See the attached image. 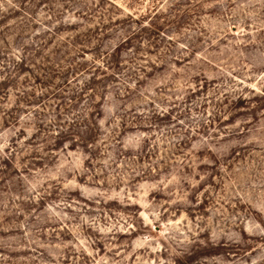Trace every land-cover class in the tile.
<instances>
[{
	"label": "rangeland",
	"instance_id": "rangeland-1",
	"mask_svg": "<svg viewBox=\"0 0 264 264\" xmlns=\"http://www.w3.org/2000/svg\"><path fill=\"white\" fill-rule=\"evenodd\" d=\"M0 264H264V0H0Z\"/></svg>",
	"mask_w": 264,
	"mask_h": 264
},
{
	"label": "trees",
	"instance_id": "trees-1",
	"mask_svg": "<svg viewBox=\"0 0 264 264\" xmlns=\"http://www.w3.org/2000/svg\"><path fill=\"white\" fill-rule=\"evenodd\" d=\"M96 126L97 125L93 123L90 119L80 118V121H76L75 123H73L71 126L72 128H69V131H67L66 133H62L61 136H59L58 138L59 140H64L68 136H77V140L74 139L73 142H77L78 145H80L82 148H88L93 144V141L95 139ZM76 128L80 131L74 130Z\"/></svg>",
	"mask_w": 264,
	"mask_h": 264
}]
</instances>
